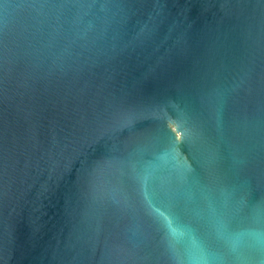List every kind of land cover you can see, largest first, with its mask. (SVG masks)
Masks as SVG:
<instances>
[{"label":"water","instance_id":"95a60500","mask_svg":"<svg viewBox=\"0 0 264 264\" xmlns=\"http://www.w3.org/2000/svg\"><path fill=\"white\" fill-rule=\"evenodd\" d=\"M0 264H264V0H0Z\"/></svg>","mask_w":264,"mask_h":264}]
</instances>
